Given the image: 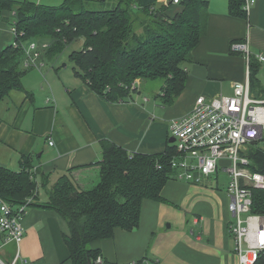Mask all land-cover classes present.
I'll list each match as a JSON object with an SVG mask.
<instances>
[{"label": "crops", "instance_id": "crops-1", "mask_svg": "<svg viewBox=\"0 0 264 264\" xmlns=\"http://www.w3.org/2000/svg\"><path fill=\"white\" fill-rule=\"evenodd\" d=\"M179 9L173 5L168 12ZM14 15L6 11L0 17V49L15 43L10 24ZM246 39L251 58L258 61L256 56L264 53V0H257L247 17L231 15L228 0H209L206 32L185 65L188 82L171 104L164 103L160 85L148 81H140L134 101L111 103L76 77L74 70L71 75L52 76L30 68L23 82L34 98L13 91L0 103V165L19 170L23 158L31 155L35 167L50 175L51 185L72 167L101 160L103 139L131 153L164 151L174 143L171 121L188 114L199 95H231L234 83L244 80L247 61L231 50V44ZM259 65L264 86V64ZM21 66L25 67L24 61ZM143 87L152 95L142 94ZM95 169L74 171V175L83 181L94 176ZM229 179L222 169L201 183L171 178L162 200L143 202L139 226L118 228L111 238L96 240L92 246L117 264L140 260L146 264H239L230 231ZM23 224L20 253L30 264H72L64 240L69 229L59 214L28 207ZM12 248L7 260L2 257L5 261L11 262Z\"/></svg>", "mask_w": 264, "mask_h": 264}, {"label": "trees", "instance_id": "trees-1", "mask_svg": "<svg viewBox=\"0 0 264 264\" xmlns=\"http://www.w3.org/2000/svg\"><path fill=\"white\" fill-rule=\"evenodd\" d=\"M98 1L103 8H91V0H64L60 5L0 0V17L14 12L10 24L16 29L15 43L0 49V103L13 91L34 98L23 82L30 68L21 65L24 44L37 39H50V55L82 39V48L69 56L74 75L107 102L134 101L140 81L147 80L160 81L165 104L175 101L188 82L185 65L206 32L209 0H182L173 14L168 12L172 3L159 0H116L112 7L111 0ZM243 5L244 0H228L229 13L247 17ZM259 63L251 58V91L261 85ZM263 142L253 141L247 150L252 171L264 173V149L257 146ZM101 149V160L72 167L51 185L50 175L35 167L31 155L23 158L19 170L0 165L2 199L18 206L32 198L28 207L55 211L66 221L64 240L72 264H95L102 254L92 243L111 238L118 228L139 226L143 202L162 200L164 186L175 177L174 143L157 153H131L103 139ZM90 168H96L94 176L83 181L75 177L74 171ZM252 194V212L264 215V190L252 188ZM258 264H264V253Z\"/></svg>", "mask_w": 264, "mask_h": 264}, {"label": "built area", "instance_id": "built-area-1", "mask_svg": "<svg viewBox=\"0 0 264 264\" xmlns=\"http://www.w3.org/2000/svg\"><path fill=\"white\" fill-rule=\"evenodd\" d=\"M181 1L162 2L165 5H179ZM256 3L257 0H244L243 9L248 14ZM12 31L16 33L15 27ZM47 47V43L42 44V48ZM24 50L25 67H38L41 54L37 41H29ZM231 50L246 59V77L234 83L231 95H199L188 114L171 121L170 134L175 139L177 150L171 163L176 179L193 183L203 182L219 169L228 172L229 210L233 216L230 231L235 239V252L239 264H258L264 253V215L252 212V188L264 190V173L250 168L252 160L247 147L253 141L264 140V97L259 98L251 93L250 42L247 39L235 41L231 44ZM256 58L264 64V53ZM50 143L53 144V140ZM28 202L14 206L0 197V249L7 245L15 247L11 262H6L0 256V264H30L20 253L26 231L23 217ZM138 262L146 264L144 260L133 264ZM95 264L108 262L100 255Z\"/></svg>", "mask_w": 264, "mask_h": 264}, {"label": "rangeland", "instance_id": "rangeland-1", "mask_svg": "<svg viewBox=\"0 0 264 264\" xmlns=\"http://www.w3.org/2000/svg\"><path fill=\"white\" fill-rule=\"evenodd\" d=\"M18 1H22V0H18ZM38 3H42V4H47V5H60L64 0H32ZM114 1L116 0H111L109 7H112L114 5ZM161 3H163V0H159ZM90 7L91 8H103V6L99 3L98 0H91L90 3ZM107 8V7H106ZM173 8V7H172ZM172 10V9H171ZM15 15L12 17V19L14 20ZM37 43L40 45V57H39V62H38V67L36 71H41L42 74H51L52 76L55 74H60L62 76L65 75H71L73 68H74V64L71 62L69 56L71 54L72 51L74 50H80L82 48V44H83V40H77L75 42H73L72 44L68 45L64 51H62L59 54H54V55H50V46H51V41L50 39H37L36 40ZM29 42H26L24 44L25 47L28 46ZM43 43H47L48 47L47 48H42V44ZM32 69V68H31ZM32 71V70H31ZM262 71V70H261ZM260 71V72H261ZM36 73V72H35ZM259 74V73H258ZM260 76L258 75V78ZM150 84H155V85H160V81H153V80H147ZM146 81V82H147ZM143 83L145 84V82L143 81ZM29 90V89H27ZM253 96H257L259 98L264 97V86L263 84L260 85V88L257 91H251ZM142 94H147V95H152L150 91L144 89L142 90ZM24 94L22 93V96ZM259 147H261L262 149H264V142L260 143V145H257ZM249 146L247 147L248 150ZM228 163V162H227ZM227 176H224L222 181L226 182L227 181ZM40 194L42 196V198H44L46 196V191L40 186ZM27 200H32V198H29ZM245 217V216H244ZM13 246L10 245V247H4L3 249L0 250V256L3 257L5 260H7V254H9V252L11 251V249ZM9 250V252H8ZM8 263H10V261H6Z\"/></svg>", "mask_w": 264, "mask_h": 264}, {"label": "water", "instance_id": "water-1", "mask_svg": "<svg viewBox=\"0 0 264 264\" xmlns=\"http://www.w3.org/2000/svg\"><path fill=\"white\" fill-rule=\"evenodd\" d=\"M170 141H171V142H174V141H175L174 137H172V138L170 139Z\"/></svg>", "mask_w": 264, "mask_h": 264}]
</instances>
